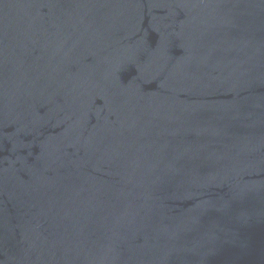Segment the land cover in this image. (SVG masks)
<instances>
[{
  "label": "water",
  "instance_id": "95a60500",
  "mask_svg": "<svg viewBox=\"0 0 264 264\" xmlns=\"http://www.w3.org/2000/svg\"><path fill=\"white\" fill-rule=\"evenodd\" d=\"M0 264H264V0H0Z\"/></svg>",
  "mask_w": 264,
  "mask_h": 264
}]
</instances>
